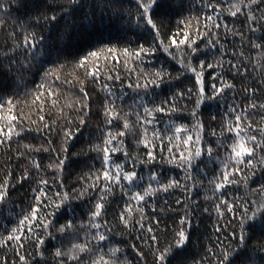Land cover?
<instances>
[{"label":"snow or ice","instance_id":"snow-or-ice-1","mask_svg":"<svg viewBox=\"0 0 264 264\" xmlns=\"http://www.w3.org/2000/svg\"><path fill=\"white\" fill-rule=\"evenodd\" d=\"M199 2L193 14L185 0H0V28L11 10L28 17L0 58V147L19 162L0 177V206L20 209L0 231V264H132L125 248L136 264H264V0ZM112 30L122 47L105 41ZM89 85L104 93L96 113ZM93 115L99 135L70 154ZM81 155L92 163L71 160ZM71 163L88 171L69 184ZM205 181L211 209L196 199ZM18 189L26 204L12 200ZM198 210L217 223L215 241L194 252Z\"/></svg>","mask_w":264,"mask_h":264},{"label":"trees","instance_id":"trees-1","mask_svg":"<svg viewBox=\"0 0 264 264\" xmlns=\"http://www.w3.org/2000/svg\"><path fill=\"white\" fill-rule=\"evenodd\" d=\"M124 3L127 4L128 0H124ZM185 4L186 5H192V13L195 14L196 9H201V11H203V9L201 8V4L199 2V0H185ZM16 4H12L11 5V9H16ZM109 15H111V12L109 11ZM185 16L189 15L188 11H185L184 13ZM2 19L6 22L3 28H0V58H2V51L4 50L5 47V41L7 40L8 43H12L11 39L8 37V32L12 31L13 29H15L18 33H19V24H21L22 22H24L25 20L28 19V17L25 15L23 10L20 11H15V10H11V15L9 16H3ZM229 23V26L232 27L233 24L231 23L232 18H227ZM242 19V17L240 18ZM107 22V21H106ZM175 23V21H174ZM236 27H239V22H236ZM257 36L260 35V33L256 34ZM109 38H111L112 43L113 44H117L118 47H122L123 44L120 42V37L118 35V33L115 30H112L111 32V37L109 36L108 32H105L104 34V39L105 41L109 40ZM227 45H235V47L239 48L240 47V41L238 37H232L231 35L228 37V40L225 42ZM229 51H231V48H229ZM245 51H247V48H245ZM254 54V53H253ZM218 55V54H217ZM231 58L230 56H225V67L227 68V60ZM209 61H212L213 59V53L210 51L209 52V56H208ZM155 64V67L159 68L161 63H163V58H161L160 61H153ZM239 62V61H236ZM169 71H171L173 73V76L177 75L179 72H181L182 70L179 68V65L175 64L174 62L169 61L168 64L165 65ZM217 72H219L220 70L217 69ZM208 72H212L211 69L206 70L205 76L207 79H210V77H208ZM213 75H216V72H212ZM190 75V74H189ZM258 72L253 71L252 72V77H250L248 80L244 81V83H252L253 78H258ZM28 80H31L32 77L29 76L27 77ZM36 81L39 82V77H36ZM237 83V88L239 89V85L241 83V81L239 80V78H237L236 80ZM34 85L29 83L28 84V88H33ZM117 93L119 92V85L116 86ZM25 89L23 87H21V89H19V94L21 99H23V94H24ZM129 92L131 90H128ZM159 91V89L157 90ZM89 92L90 95L93 97V113H96L99 109H100V104L97 102V96H103L104 93L101 92L99 90V86H92L89 85ZM237 102H239V95H237ZM229 102H231V97H229ZM117 103H120L119 101ZM128 103L130 104L131 101L129 100ZM126 107V106H125ZM224 109H220L221 112H223ZM29 111V109L25 108V112L27 113ZM213 114L216 113L217 109L214 107L212 109ZM33 118H35V116H33ZM167 117H164L163 120L160 123V127L161 129L164 127V123L167 122ZM251 119L259 121L260 117L258 115H253L251 117ZM102 121H103V117L102 116H96L93 115L92 119L89 122V126L86 128H82L81 132L82 134L78 133L76 140L72 143H70L69 145V151L70 154L72 152H76L79 151V149L81 147H85L86 148V144H84V141H87L89 136H93L96 137L99 135V132L97 131V125L100 124L102 126ZM31 136H35L36 140L35 142L37 144L42 142V136L43 134H37V133H32ZM51 137L53 139L56 138V134L52 133ZM13 149H15L16 145L13 144ZM132 151H135V145H133V147L130 149ZM142 151V149H141ZM91 156H95L94 153L89 154ZM35 158L37 159H41L43 164H47L48 160H47V154L46 153H35L34 154ZM11 157V159H10ZM71 160L72 161H84L87 160L89 164L92 163V160L89 159L88 156L85 155H81L79 157L76 156H71ZM18 161L15 159V152H8L6 153L5 149L3 147H0V177H2L4 175V169L7 167L9 169H12L14 171H19L17 168L18 165ZM165 168H170V171H168L167 175L169 177H177L179 178L180 176L183 175L182 170L177 169V168H172L171 166L165 165ZM81 171L87 172L88 169L87 168H83L82 165H79L77 163H71L69 165V172L66 173V175L70 174V179H69V184H71L73 181H75L76 177L80 174ZM145 175L147 176V169H145ZM27 185L25 186L26 189ZM207 182L205 181V185L203 188L200 189L201 195L199 197H196V199H198L200 201V203L202 205L208 206L211 209V202H205L203 199V196L205 195V188H207ZM25 189H18L13 191V195H12V200H14L16 202V204H19L21 202V200L24 201V203L26 204L28 202L26 196L30 195V194H26ZM243 192L237 193V195H243ZM118 195V194H117ZM184 199V195L183 193L177 191L173 197L169 198V203L172 204L173 206H175V199ZM14 204L13 203H8L5 206H0V231L3 230L4 225L6 224V218L9 217L10 212L13 210L14 208ZM19 208L15 207V211L19 212ZM118 210V209H117ZM109 218L111 219V213L109 214ZM173 218H176L173 214ZM168 224H169V228L175 227L176 225H174L172 223L171 219H168ZM217 223L216 220V215L214 212H212V215L209 216L207 213H203L201 214V211L198 210V216L197 218H194V229H196L193 233L192 236V244H193V251L194 252H199L200 251V245L204 244L205 246H207L209 243H211L212 241H215V234H214V227L213 225ZM223 222L221 221V224ZM198 225V228L196 227ZM134 236L135 233L132 236H128L127 240L129 243L135 242L137 244H139V241H134ZM115 240H120L123 239V237L120 236H115L114 237ZM121 247H124L123 245ZM125 252L127 253V259L130 260L132 262V264H136V258H135V253L131 251V249L125 248ZM4 255V250L0 249V256ZM8 256L9 258H12V253L9 251L8 252ZM123 258V257H122ZM150 259V258H149Z\"/></svg>","mask_w":264,"mask_h":264}]
</instances>
